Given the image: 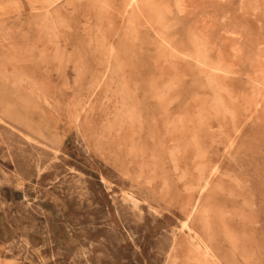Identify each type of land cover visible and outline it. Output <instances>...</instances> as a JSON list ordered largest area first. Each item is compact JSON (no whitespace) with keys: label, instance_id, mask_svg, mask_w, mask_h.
Returning a JSON list of instances; mask_svg holds the SVG:
<instances>
[{"label":"rangeland","instance_id":"374dc122","mask_svg":"<svg viewBox=\"0 0 264 264\" xmlns=\"http://www.w3.org/2000/svg\"><path fill=\"white\" fill-rule=\"evenodd\" d=\"M0 264H264V0H0Z\"/></svg>","mask_w":264,"mask_h":264},{"label":"bare ground","instance_id":"6f19581e","mask_svg":"<svg viewBox=\"0 0 264 264\" xmlns=\"http://www.w3.org/2000/svg\"><path fill=\"white\" fill-rule=\"evenodd\" d=\"M194 208V207H193ZM193 211V210H192ZM208 248V247H207ZM210 255V254H209Z\"/></svg>","mask_w":264,"mask_h":264}]
</instances>
